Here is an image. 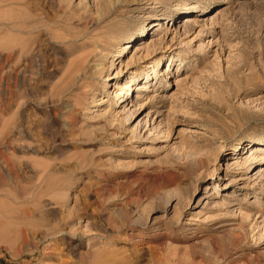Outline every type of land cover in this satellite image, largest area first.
<instances>
[{"label":"rangeland","instance_id":"1","mask_svg":"<svg viewBox=\"0 0 264 264\" xmlns=\"http://www.w3.org/2000/svg\"><path fill=\"white\" fill-rule=\"evenodd\" d=\"M0 50V264H264V0H0Z\"/></svg>","mask_w":264,"mask_h":264},{"label":"bare ground","instance_id":"2","mask_svg":"<svg viewBox=\"0 0 264 264\" xmlns=\"http://www.w3.org/2000/svg\"><path fill=\"white\" fill-rule=\"evenodd\" d=\"M202 6H199V5H197V4H194V5H190L189 7H188V9H192V12H195V10L196 9H199V8H201ZM225 8V7H224ZM194 10V11H193ZM225 10V9H224ZM220 12V11H219ZM219 14H221V13H219ZM218 14V15H219ZM222 14H223V11H222ZM217 14H215V16H216ZM222 16V15H221ZM189 18V17H188ZM15 19H18V16L16 17V16H12L11 18H10V20H11V22H10V30L11 31H15V29H16V24L14 23V21H15ZM217 20V19H216ZM186 22V21H185ZM188 22H189V20H188ZM190 22H192V20H190ZM114 24V23H113ZM160 23L158 22V21H156V22H152V24H151V27H153V26H158ZM159 28V27H158ZM157 28V29H158ZM160 28H161V26H160ZM166 28V27H165ZM159 31V30H158ZM143 32H145V31H143ZM15 33V32H14ZM111 34L112 33H109V31H107V32H105L104 33V36L106 37L105 38V40H101L100 42H99V40H98V42H96V44H94V46H93V49H92V45L91 44H89V45H91V49L92 50H90V52H88L85 56H84V61H88V59H90L91 61L92 60H101L100 61V63L103 61V62H106L105 60L107 59L108 60V55H109V53H106V54H103V52H102V50H106L107 49V47H109V46H112L111 45V43H109L108 42V40L111 38ZM104 36H102V37H104ZM113 36V35H112ZM15 41H13L12 39H10V40H8L7 41V43H6V46L4 47V50H6V53H5V57H6V59H5V61L6 60H9L10 62H12L13 63V61H14V59L16 58V56H17V50H16V47H15ZM100 49H99V48ZM96 48H98L99 50H97ZM3 49V48H2ZM1 51V50H0ZM89 60V61H90ZM143 60H145L144 58H143ZM90 61V62H91ZM93 62V61H92ZM82 63V62H81ZM97 63V62H96ZM99 63V62H98ZM85 65H86V63H84ZM83 64V65H84ZM95 64V63H94ZM84 65V66H85ZM88 66V65H87ZM86 66V67H87ZM101 68H103V65H102V67ZM102 70H104V68L103 69H101V71ZM103 72V71H102ZM112 78V77H111ZM106 80H107V77H106ZM128 89H130V84H128L127 85V90ZM139 89V88H138ZM251 148V147H250ZM254 152H251V154H253ZM249 156H250V154H249ZM237 158V157H236ZM263 158V157H262ZM235 164V163H234ZM243 166V165H242Z\"/></svg>","mask_w":264,"mask_h":264}]
</instances>
